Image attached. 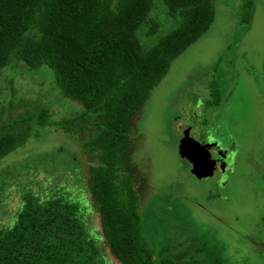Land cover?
<instances>
[{"label": "rangeland", "instance_id": "rangeland-1", "mask_svg": "<svg viewBox=\"0 0 264 264\" xmlns=\"http://www.w3.org/2000/svg\"><path fill=\"white\" fill-rule=\"evenodd\" d=\"M242 1L214 0L210 29L173 60L135 117L139 210L155 255L179 252L198 237L219 245L225 264H264V0H254L248 24H241ZM37 104L50 109L53 123L32 122L28 140L0 160V228L16 222L26 191L62 197L78 205L104 264H122L91 201L84 136L57 124L84 108L61 93L50 67L7 66L0 74V113H26ZM192 124L202 126V141L230 151L225 173L199 178L180 155Z\"/></svg>", "mask_w": 264, "mask_h": 264}, {"label": "trees", "instance_id": "trees-1", "mask_svg": "<svg viewBox=\"0 0 264 264\" xmlns=\"http://www.w3.org/2000/svg\"><path fill=\"white\" fill-rule=\"evenodd\" d=\"M253 9L254 0L242 1L241 24ZM214 18V0H0V74L13 62L48 66L61 93L84 108L57 124L84 136L91 201L122 264H225L219 245L198 237L155 255L143 232L131 137L152 89ZM50 117L38 104L0 113V160L28 140L32 122L46 126ZM79 212L68 199L26 191L16 222L0 228V264H104Z\"/></svg>", "mask_w": 264, "mask_h": 264}, {"label": "flooded vegetation", "instance_id": "flooded-vegetation-1", "mask_svg": "<svg viewBox=\"0 0 264 264\" xmlns=\"http://www.w3.org/2000/svg\"><path fill=\"white\" fill-rule=\"evenodd\" d=\"M201 131H202V126L199 128L197 126L195 128L194 124L190 125L189 129H187V127L185 128L181 138L180 146L178 147L180 155H181V145H183L184 141H186L185 143L188 145L189 148L187 149L189 155L186 156L181 155V156L186 160H188L193 165L194 169L198 165H200L201 169L206 170L208 168L207 163L214 162L216 168L213 174L207 175L205 177H213L219 171L225 173L228 169V164H229L228 157L230 156V151L226 149H222L215 142H210V139L208 141H202L200 136L197 135V134L201 135ZM199 141L201 145L199 144L197 145ZM195 143L196 145H190ZM187 150L185 152H187Z\"/></svg>", "mask_w": 264, "mask_h": 264}, {"label": "water", "instance_id": "water-1", "mask_svg": "<svg viewBox=\"0 0 264 264\" xmlns=\"http://www.w3.org/2000/svg\"><path fill=\"white\" fill-rule=\"evenodd\" d=\"M185 142L186 141H184L183 145H181V155L182 156L189 155L188 150H187L189 148H188V145ZM199 143H200V141H199ZM186 150H187V152H185ZM190 150H191V148H190ZM207 165H208V168L206 170L201 169L200 165H198L196 167V170L194 172L199 178H202V177H205L207 175H212L213 174V172H214V170L216 168L215 163L211 162V163H207Z\"/></svg>", "mask_w": 264, "mask_h": 264}]
</instances>
